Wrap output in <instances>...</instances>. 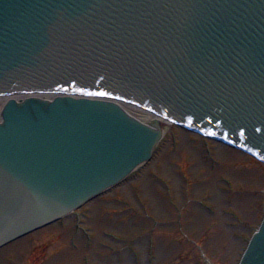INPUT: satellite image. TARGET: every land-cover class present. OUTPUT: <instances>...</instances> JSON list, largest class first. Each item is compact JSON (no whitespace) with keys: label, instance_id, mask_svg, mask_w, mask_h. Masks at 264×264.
<instances>
[{"label":"water","instance_id":"1","mask_svg":"<svg viewBox=\"0 0 264 264\" xmlns=\"http://www.w3.org/2000/svg\"><path fill=\"white\" fill-rule=\"evenodd\" d=\"M21 88L122 98L264 160V0H0V94ZM1 117L0 247L117 184L162 137L97 99L9 100ZM239 264H264V215Z\"/></svg>","mask_w":264,"mask_h":264},{"label":"rangeland","instance_id":"2","mask_svg":"<svg viewBox=\"0 0 264 264\" xmlns=\"http://www.w3.org/2000/svg\"><path fill=\"white\" fill-rule=\"evenodd\" d=\"M263 207V165L168 125L148 164L0 264H237Z\"/></svg>","mask_w":264,"mask_h":264},{"label":"bare ground","instance_id":"3","mask_svg":"<svg viewBox=\"0 0 264 264\" xmlns=\"http://www.w3.org/2000/svg\"><path fill=\"white\" fill-rule=\"evenodd\" d=\"M28 96L41 97L42 99H52V97H54L53 94L42 93V92H40V93H37V92H27V93H23V94H14V95H10V96L0 97V120H1V111H2V108L4 107V105H5V103L7 102L8 99L14 98L15 100H19V99L26 98ZM120 104L126 109V111L129 114L133 115L138 120L143 121L144 123H148L153 118H155L152 114H148V113H145V112H141L140 110H138L136 108H132V107L126 106L123 103H120ZM158 120H159V118H158Z\"/></svg>","mask_w":264,"mask_h":264}]
</instances>
